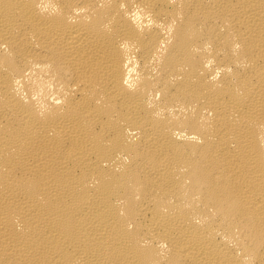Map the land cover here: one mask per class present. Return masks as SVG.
Instances as JSON below:
<instances>
[{"label": "bare ground", "instance_id": "1", "mask_svg": "<svg viewBox=\"0 0 264 264\" xmlns=\"http://www.w3.org/2000/svg\"><path fill=\"white\" fill-rule=\"evenodd\" d=\"M0 264H264V0H0Z\"/></svg>", "mask_w": 264, "mask_h": 264}, {"label": "clouds", "instance_id": "2", "mask_svg": "<svg viewBox=\"0 0 264 264\" xmlns=\"http://www.w3.org/2000/svg\"><path fill=\"white\" fill-rule=\"evenodd\" d=\"M141 14L148 16V23H152L150 14L144 13V10L142 8L137 9L134 15L137 18H139L141 17ZM133 59L134 58L127 59L124 65L126 68V74L123 83L129 88L135 87L136 82L139 80L138 63H132ZM130 64L131 67H129ZM41 67H42L41 65L35 66V68H41ZM33 71L34 69H29L25 73V78L29 77L33 73ZM217 74H219V70L217 71ZM23 79L24 78H20V77L16 78L15 84L18 89H23ZM45 88L48 90L50 95H45ZM61 91H63V85H59V87H57V85L53 82V80L49 79L45 81V84L39 88V91L34 92L32 94V99L37 101L41 108H47L48 104L46 101L48 100L52 101L55 104H61L63 102L64 97L60 95ZM25 99H27L26 95H25Z\"/></svg>", "mask_w": 264, "mask_h": 264}]
</instances>
